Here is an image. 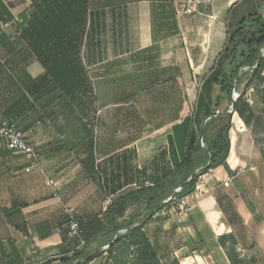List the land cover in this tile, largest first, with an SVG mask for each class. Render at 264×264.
Returning <instances> with one entry per match:
<instances>
[{
	"label": "crops",
	"instance_id": "obj_1",
	"mask_svg": "<svg viewBox=\"0 0 264 264\" xmlns=\"http://www.w3.org/2000/svg\"><path fill=\"white\" fill-rule=\"evenodd\" d=\"M186 1L0 0V122L24 133L32 151L10 150L0 135L5 257L14 248L21 264L110 263L103 235L124 238L143 224L158 264H230L218 241L227 235L245 261L264 264L261 162L239 151L241 132L233 151L230 141L229 172L209 170L191 195L148 216L141 201H126L121 215L105 213L116 207L106 200L156 185L204 130L214 134L224 98L214 64L241 20L264 17L256 0H200L191 14L183 13ZM155 57L161 67L144 70ZM128 65L135 71H114ZM58 81L75 82L65 106L49 83ZM90 153L102 191L80 169ZM66 213L85 222L102 216L106 229L82 247L62 244ZM118 258L137 264L132 249Z\"/></svg>",
	"mask_w": 264,
	"mask_h": 264
},
{
	"label": "trees",
	"instance_id": "obj_2",
	"mask_svg": "<svg viewBox=\"0 0 264 264\" xmlns=\"http://www.w3.org/2000/svg\"><path fill=\"white\" fill-rule=\"evenodd\" d=\"M31 1L36 2L38 0ZM256 1L258 8L263 5V0ZM214 67L217 68V80L215 84L219 87L221 95L225 99H228L229 106L232 107L233 111L229 108L221 116L214 118L213 123L215 122L217 127L214 134L207 137L204 130L200 142L194 145L191 153L184 156L174 169L159 183L152 187H144L129 192L124 197L118 198L116 203L111 202L112 204L110 203L109 205L114 204L116 207L111 211L108 210V207L105 212L106 214L121 215L123 212L122 206L126 201H141L145 204L146 216H148L153 214L164 202L167 204L179 202L181 199L191 195L195 191L198 179L209 170L221 166L226 172H229L226 159L230 149V141L232 147L235 142L234 128H238L241 125V121L247 126L249 124L248 117L253 116L252 108L244 99L243 93L238 95L234 102L232 101V94L236 93V89L239 86L238 73L242 71L244 75L245 73L248 74L245 84L246 88L249 86L259 88L264 84V17L260 13L241 20L238 29L227 35L224 47L219 54L218 62L216 65L214 64ZM70 69L72 71H81V68L78 66H72ZM44 81L45 79H40L37 81V84L41 85ZM49 83L53 86V89L60 88L62 90L61 95L58 96L59 105H67L68 101L66 97L69 94V87L72 84L74 88L75 82L58 81ZM83 83L82 80L77 82L79 86ZM233 113L234 116L232 117ZM231 123L233 124V130L230 132L229 139ZM262 160L264 161L263 152ZM80 169L98 189L103 190L101 178L95 169V159L92 153L80 161ZM175 189H179V193H175ZM119 201L122 202V205ZM72 219L79 225L80 238L84 241V244L89 243L92 237L103 233L106 229L102 216L86 222L77 216H73ZM68 221L65 215L64 225L66 230L62 244H65L67 241L71 244L74 241L78 243L76 238H69L67 236ZM111 223L113 227L112 231L116 232L120 230L121 226L116 224L115 219H112ZM142 225L130 229L127 232V237L124 238L117 237L113 240L108 237L109 235H106L107 233L103 235L105 243L110 244L106 252L107 260H110V263L106 261L105 264H121L118 256H123L130 249H132V252L136 256L135 261L137 264H158L155 253L141 230ZM43 226L45 225L39 226L38 229L41 230ZM50 233L48 231L47 234ZM40 236L44 237L45 235L40 234ZM218 241L230 264H255V260L247 262L239 256L236 251L237 242L232 235L220 237ZM113 245L115 246L114 250ZM15 256L17 257L18 255L14 248H12L10 255L7 257L0 251L2 264H7L9 260L12 264H21L19 260L15 262ZM151 260L155 263H151Z\"/></svg>",
	"mask_w": 264,
	"mask_h": 264
},
{
	"label": "rangeland",
	"instance_id": "obj_3",
	"mask_svg": "<svg viewBox=\"0 0 264 264\" xmlns=\"http://www.w3.org/2000/svg\"><path fill=\"white\" fill-rule=\"evenodd\" d=\"M154 59L155 60H153L152 63L144 64V70H148L149 68H151V71H152L154 70V67L155 68L161 67L160 65L161 62L159 61V58L155 57ZM139 66L141 67L142 65H139ZM139 69L141 70V68ZM114 71L133 72L135 71V66L128 65L127 68L125 69H116ZM158 71H161V70L159 69ZM247 76L248 74L245 73L244 75L242 71L238 73L237 77L239 78V86L236 89V93L232 94V99H236L238 95L243 93L244 99L248 102L249 106L252 108L253 116L248 117L249 124L247 126L240 120L241 125L238 128L237 127L234 128V132L240 131L244 139L243 143L239 147V151L243 155L250 156L252 159L255 156V158L261 162V172H262V178H263L262 181L264 183V161L262 160V152L264 153V84L260 86L259 88H255L254 86H249L246 88L245 84L247 82V78H248ZM222 102H223V105H222L223 111L227 109L229 110V108L231 110L228 99L224 98ZM233 116L234 115H232V117ZM230 129L233 130L232 123H231ZM233 149H234V145L232 147V151ZM132 210H135V208H133ZM239 252H240L239 254L242 257L245 255V250H241ZM255 264H258L256 260H255Z\"/></svg>",
	"mask_w": 264,
	"mask_h": 264
},
{
	"label": "built area",
	"instance_id": "obj_4",
	"mask_svg": "<svg viewBox=\"0 0 264 264\" xmlns=\"http://www.w3.org/2000/svg\"><path fill=\"white\" fill-rule=\"evenodd\" d=\"M200 4V0H187L183 13L185 14H191L196 11L197 6ZM263 6H264V0H263ZM235 99H232L234 101ZM0 135L5 138L7 147L10 150L16 151L20 154H31V148L27 146L26 139L24 133H22L20 130L16 128V126L7 120H3L0 122ZM28 171V170H26ZM224 186H227V183H224ZM175 193H179V189L174 190ZM110 200H106L105 204L108 206L110 204ZM66 216L68 218V230H67V236L69 238H76L78 240V247L84 246V241L80 238V231H79V225L78 223L72 219L73 215L70 213H66ZM106 249L105 247L103 248ZM85 264H95L93 261H87Z\"/></svg>",
	"mask_w": 264,
	"mask_h": 264
},
{
	"label": "water",
	"instance_id": "obj_5",
	"mask_svg": "<svg viewBox=\"0 0 264 264\" xmlns=\"http://www.w3.org/2000/svg\"><path fill=\"white\" fill-rule=\"evenodd\" d=\"M233 102H234V101H233ZM231 110L233 111L232 107H231ZM233 115H234V113H233Z\"/></svg>",
	"mask_w": 264,
	"mask_h": 264
}]
</instances>
